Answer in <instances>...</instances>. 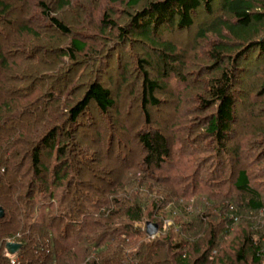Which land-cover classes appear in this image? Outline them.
<instances>
[{"label":"trees","instance_id":"trees-1","mask_svg":"<svg viewBox=\"0 0 264 264\" xmlns=\"http://www.w3.org/2000/svg\"><path fill=\"white\" fill-rule=\"evenodd\" d=\"M75 1L84 0H0V36L8 40L6 30L14 31L0 43V264H264V187L245 169L231 177L221 169L224 157L241 155L240 145L227 143L234 133V87L245 71L242 61L254 53L263 62L258 94L264 97V0H124L132 10L141 6L127 26L104 16L100 37H110V30L119 45L140 39L161 51L154 65L140 61L144 70H157L160 62L163 68L154 79L142 71L148 124L133 136L144 151L141 163L120 165L127 160L121 154L114 170L100 172L117 177L91 173L85 183L79 176L100 164L101 154L80 145L81 118L87 113L98 142L106 137L109 153H118L109 115L116 100L98 77L100 42L95 47L59 18ZM217 9L197 35L215 37L208 57L218 67L198 95L204 109L215 111L202 124L200 137L211 152L200 160L197 131L178 138L174 152L175 139L150 128L146 107L160 104L166 67L180 64L178 48L159 40L158 31L189 29L200 13ZM50 32L68 43H53ZM63 78L76 85L62 84ZM94 111L108 121L110 137ZM148 222L159 226V235L147 234L141 225ZM8 242L22 246L14 256Z\"/></svg>","mask_w":264,"mask_h":264},{"label":"rangeland","instance_id":"rangeland-1","mask_svg":"<svg viewBox=\"0 0 264 264\" xmlns=\"http://www.w3.org/2000/svg\"><path fill=\"white\" fill-rule=\"evenodd\" d=\"M48 1L54 3V0ZM137 10H141V6L132 10L128 8L124 0H84L75 1L71 7L59 13V18L64 20L74 33H79L89 38L94 46L100 42L102 54L98 59L99 64L97 67L100 70L98 77L104 87L110 89L112 97L116 100V107L109 115L113 124L112 131L117 136V140L114 141L112 147L118 153H109L106 137L103 143L100 144L98 142L95 132L90 130L92 127L86 126L92 124L87 113L81 118L83 126L78 129V132L85 135V137L83 136L82 141L79 142L80 145L84 148H89L93 152L100 151L101 154L100 159L98 158L100 164H92V171L89 168L79 176L78 180L84 183L88 181L89 178L87 177L91 173H95L96 179L104 177L108 181L112 180L110 178L114 179L117 177L118 175L116 176L115 173V175L107 178L100 172L105 169L107 171L110 169L114 170L112 161H116V158L121 154H126L127 160L124 162L120 159V165L123 164L124 166L127 163L130 168H134L141 163L144 151L137 145L133 136L148 124L147 119L144 117L142 105V71H146L149 78L154 79L157 71L162 70L163 62L158 64L157 70V67H146L144 70L140 61L144 60L147 62L149 59L148 62H152V65H154V63L158 62L161 51L152 49L140 39L126 45H119L118 40H115V38L110 41L109 38L114 36L113 34L116 31L110 33V30H108L107 33L111 35L110 37L108 35H105L104 38L100 37L103 36L100 29H102V21L105 15L117 22L118 25L127 26L131 20V15L133 16ZM220 13L218 9L213 15L200 13L194 25L189 29L178 30L177 28H169L160 30L157 34L159 40H170L175 44L179 50L176 55L178 62L186 65L185 68H182L180 64L176 63L166 67L169 69L167 71L168 74L165 73L167 75L161 79L165 83L166 88L156 94L160 104L155 107H146V111L151 115V121H148L151 123L150 128L161 130L171 141L175 139L174 152H176L179 144L177 140L183 139L189 133V129L192 132L193 130L197 131V135L200 137L202 135V124L208 119V116L215 112L214 108L204 109L203 102L198 98L200 97L198 95L203 94L204 88L207 87L208 78L216 73L218 68L208 57L211 50L210 45L215 41V37L209 34L207 39L201 38L200 40L197 35L201 27H205ZM7 31L8 40L0 36L2 45H5L6 41L9 42L13 38L10 35L14 31H10V34ZM49 38L55 39L53 43L58 42V45L68 43V38L64 40L54 36L52 32L49 33ZM100 40H103V42ZM79 62L82 64L83 60L81 59ZM262 65L263 62L258 61L257 53L252 54L246 61H242L240 65L245 68V71L239 75L241 77H238V82L234 87V93L237 96L235 122L232 125L234 133L227 143L229 146L240 145L241 155L224 157V166L221 169L225 170L226 177L230 175L229 172L231 171L245 169L250 174H254L252 178L256 185L261 183V186L264 187V134L262 133L264 131V97L258 94ZM70 66L69 64L68 67ZM73 69L69 75L71 77L75 75V69ZM66 75H68V72ZM235 75L237 76V74ZM63 79L65 82H62L63 80L58 81L65 85H76L75 81ZM93 113L96 115L95 119L99 122V125L102 126L101 131L107 135L108 121L104 122L97 112L94 111ZM185 128H187V133L181 134L180 131ZM123 130H126V133ZM127 142H129L128 146H126ZM193 144H196L197 148L199 147L197 159L204 160L209 156L210 148L202 137L196 139ZM180 153L182 152L179 149ZM46 158L47 151L44 152L42 160L46 161ZM173 164L178 165V159H175ZM89 165L91 166V164ZM119 169L121 170L120 167ZM119 169L118 172L120 173ZM255 177H259V180ZM98 184L95 182V185ZM141 226L147 229L145 224Z\"/></svg>","mask_w":264,"mask_h":264},{"label":"water","instance_id":"water-1","mask_svg":"<svg viewBox=\"0 0 264 264\" xmlns=\"http://www.w3.org/2000/svg\"><path fill=\"white\" fill-rule=\"evenodd\" d=\"M5 214L3 212V209L0 207V218H4ZM147 229L146 232L149 236L155 237L159 232V226L153 223L148 222L146 224ZM21 245L17 242H8L6 244V250L10 256H14L20 249Z\"/></svg>","mask_w":264,"mask_h":264}]
</instances>
